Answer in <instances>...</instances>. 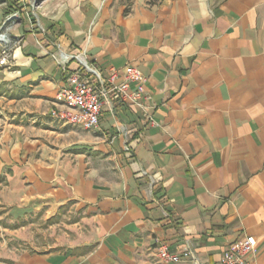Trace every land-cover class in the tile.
I'll list each match as a JSON object with an SVG mask.
<instances>
[{"label":"crops","instance_id":"0c3cea01","mask_svg":"<svg viewBox=\"0 0 264 264\" xmlns=\"http://www.w3.org/2000/svg\"><path fill=\"white\" fill-rule=\"evenodd\" d=\"M38 13L0 65V205L76 218L52 250L0 245V264H193L159 260L162 244L220 264L247 236L248 263L264 264V0H48ZM58 46L105 75L136 67L142 105L105 106L91 131L54 120Z\"/></svg>","mask_w":264,"mask_h":264},{"label":"built area","instance_id":"2783aa9c","mask_svg":"<svg viewBox=\"0 0 264 264\" xmlns=\"http://www.w3.org/2000/svg\"><path fill=\"white\" fill-rule=\"evenodd\" d=\"M21 18L19 13H14L0 26V65L8 63L9 58L13 56V48L21 43L11 31L14 27L11 24H17ZM49 55L57 67L68 74L66 85L60 88L55 96L54 107L50 113L54 120L91 131L99 126L105 106L114 109V102L142 105L144 79L136 67L128 65L122 69L112 68L105 75L101 69L89 62L85 53L68 54L58 46L57 50ZM72 63L77 66L70 70ZM132 85L136 86L135 90L131 89ZM120 130L128 139V129L122 127ZM125 149L130 151L128 145ZM255 246V237L247 236L226 250L220 264H249L248 257L253 253ZM157 257L161 261L172 263L190 261L193 264H201L199 258L190 250L178 254L171 252L165 244L157 248Z\"/></svg>","mask_w":264,"mask_h":264},{"label":"rangeland","instance_id":"374dc122","mask_svg":"<svg viewBox=\"0 0 264 264\" xmlns=\"http://www.w3.org/2000/svg\"><path fill=\"white\" fill-rule=\"evenodd\" d=\"M47 1L0 0V15L4 17L0 26L14 13H19L21 17L28 13L32 19H36L39 15L38 9ZM74 218L75 214L67 212L54 218H46L34 212L19 215L0 205V245L6 244L19 250H52L57 247L58 238L72 236Z\"/></svg>","mask_w":264,"mask_h":264}]
</instances>
